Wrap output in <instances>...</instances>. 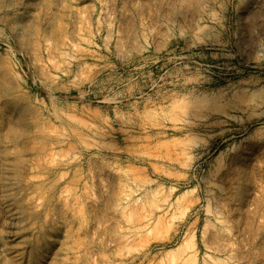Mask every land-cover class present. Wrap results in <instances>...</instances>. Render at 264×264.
<instances>
[{
	"label": "rangeland",
	"instance_id": "rangeland-1",
	"mask_svg": "<svg viewBox=\"0 0 264 264\" xmlns=\"http://www.w3.org/2000/svg\"><path fill=\"white\" fill-rule=\"evenodd\" d=\"M254 159L264 0H0V264H264Z\"/></svg>",
	"mask_w": 264,
	"mask_h": 264
},
{
	"label": "bare ground",
	"instance_id": "bare-ground-1",
	"mask_svg": "<svg viewBox=\"0 0 264 264\" xmlns=\"http://www.w3.org/2000/svg\"><path fill=\"white\" fill-rule=\"evenodd\" d=\"M262 4V3H261ZM255 6H256V3H255ZM263 156V155H262ZM250 165H253L254 167H256L257 169H264V163L263 162H260L258 161V159H254V160H251L249 162ZM122 200L124 201V198H122ZM225 247H230V244L228 245H225ZM211 249H214V248H211Z\"/></svg>",
	"mask_w": 264,
	"mask_h": 264
}]
</instances>
